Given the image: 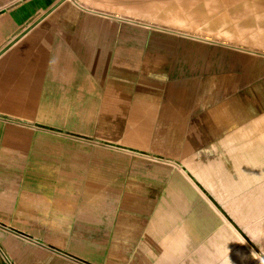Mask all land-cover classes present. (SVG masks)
Instances as JSON below:
<instances>
[{"label": "crops", "instance_id": "obj_1", "mask_svg": "<svg viewBox=\"0 0 264 264\" xmlns=\"http://www.w3.org/2000/svg\"><path fill=\"white\" fill-rule=\"evenodd\" d=\"M125 1L0 0L1 264H224L232 241L253 250L214 191H261L242 166L258 159L244 122L257 113L213 111L197 79H178V42ZM234 127L224 158L212 129Z\"/></svg>", "mask_w": 264, "mask_h": 264}, {"label": "rangeland", "instance_id": "obj_2", "mask_svg": "<svg viewBox=\"0 0 264 264\" xmlns=\"http://www.w3.org/2000/svg\"><path fill=\"white\" fill-rule=\"evenodd\" d=\"M170 1L128 0L125 2L133 11L129 17L164 30L168 34V44L173 39L178 42L175 44L178 56V79H197L198 89L201 94L207 92L208 99L213 104V111L216 112L217 107L223 102L234 100L239 104L240 114L244 113L243 108L249 104L255 113L264 112V0L246 1L242 7V16L245 17L248 27L239 33L236 30V36L233 33L235 29L230 25L220 29H210L202 23H194L190 27V25H179L173 22L169 16L162 14L160 7ZM195 29L198 30L195 31ZM209 119L211 120V117ZM253 130L255 133L258 129ZM212 131L215 133L223 131L218 135L224 136L219 139L223 145L217 146L216 153L224 158L230 157L231 148H238L239 145L236 143L241 141L239 136L236 141L229 139L230 134L235 132V127L229 130L215 128ZM216 158L220 159V157ZM223 163L225 164V159ZM236 188L240 189V187ZM246 193L248 201L244 204L241 198ZM214 194L220 198L231 214V229L238 234L240 244L242 240H246L253 249H242L238 253L237 246L232 241L230 256L224 258V264H264V190L259 191L258 188L253 190L251 187V190L246 192L217 193L214 191ZM235 221L239 224H235ZM261 251L263 261L259 257Z\"/></svg>", "mask_w": 264, "mask_h": 264}, {"label": "bare ground", "instance_id": "obj_3", "mask_svg": "<svg viewBox=\"0 0 264 264\" xmlns=\"http://www.w3.org/2000/svg\"><path fill=\"white\" fill-rule=\"evenodd\" d=\"M246 1L247 0H171L160 7L163 11L162 14L169 16L173 22H176L179 25H190L191 27V24L202 23L207 25L210 29H220V27L224 28L226 25H230L235 29V32L233 33L236 36L235 33H237V31L238 33L240 31H245L248 27V24L244 19L245 17L242 16V7L246 4ZM220 8L223 9L217 11ZM204 22H206V24ZM207 27H205L206 30H208ZM196 30L198 29H195V31ZM216 32L218 31L216 30ZM244 122L247 128H249V125L251 124L253 129H258L253 134L258 141L255 147L258 159L257 161L252 162H249L248 160L242 161V166L247 168L245 169L248 170V173H252V175L250 173L248 177L256 183L258 187L261 186V189L264 190V112L257 113L252 121L249 116H246ZM253 164L256 166V169L259 170L257 174L260 173L261 177H258L260 175L257 176L252 172L251 168Z\"/></svg>", "mask_w": 264, "mask_h": 264}]
</instances>
